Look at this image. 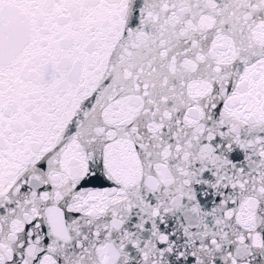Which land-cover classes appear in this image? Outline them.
Listing matches in <instances>:
<instances>
[{"label": "snow or ice", "instance_id": "obj_1", "mask_svg": "<svg viewBox=\"0 0 264 264\" xmlns=\"http://www.w3.org/2000/svg\"><path fill=\"white\" fill-rule=\"evenodd\" d=\"M0 264H264V0H0Z\"/></svg>", "mask_w": 264, "mask_h": 264}]
</instances>
